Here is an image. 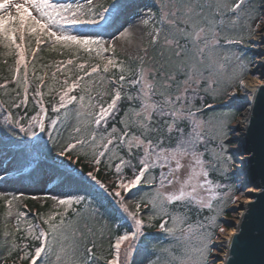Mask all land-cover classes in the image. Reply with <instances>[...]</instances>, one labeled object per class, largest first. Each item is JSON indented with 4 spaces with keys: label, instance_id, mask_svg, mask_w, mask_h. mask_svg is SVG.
<instances>
[{
    "label": "snow or ice",
    "instance_id": "snow-or-ice-1",
    "mask_svg": "<svg viewBox=\"0 0 264 264\" xmlns=\"http://www.w3.org/2000/svg\"><path fill=\"white\" fill-rule=\"evenodd\" d=\"M170 2L157 0L161 27L154 28L153 33L149 34L151 43L155 45L160 42L163 24L167 22L171 26L172 31L164 37V47L170 52L169 59L156 67H145V56L141 55V63L133 72L123 60L116 57L115 44L67 31L73 26H98L106 19L109 7L96 5L93 0H87V4H59L54 0H0V47L15 57L11 82L16 86L13 91L17 99L12 101V108H20L22 105L27 108L31 81L26 54L35 56L40 45L48 44L50 50L60 46L73 58L84 52L89 60L98 61L74 64V59H67L58 62L57 72H62L65 79L57 81L56 73H53L52 84H46L44 76H35L38 83L31 95L39 111L30 117H14L8 112L2 123L9 136L18 139L19 134L23 133L29 141H33L25 147L38 151L40 141L36 129H39V133H46L48 140L55 144L54 133L59 134L58 126L63 127L73 111L69 106L77 105L76 124L69 141L60 147L57 155L72 161L75 152L78 161L80 155L87 156L88 150H91V162L97 166V170L102 161L106 162L109 170L114 166L116 181L111 191L93 172L87 173L88 180L104 189L112 198L116 207L111 214L119 220L117 227L124 228L111 245L112 258L107 264H132L136 242L145 227L142 207L150 209L144 213L148 227L153 226V221L159 220V229L182 245L179 255H174L170 248L163 249L171 257L165 264H208L209 255L213 251L220 254L224 247L223 244L215 250L211 247L214 231L210 229L218 226L216 217L223 214L222 204L226 202L229 193L220 191L226 186L214 181L211 173L226 175L234 162L228 151L231 143L229 137L230 133L238 129H229V121L226 119H201L198 114L205 108L201 92L214 93L217 81L213 77L226 71L227 66L222 61L229 64L235 61L240 73L238 77H230L235 82L227 95L232 97L237 92L247 95L248 85L244 80L247 66L243 54L230 51L221 57L220 41L223 38L227 45L249 47L246 40L251 39L257 29L264 32L261 27L264 25V16L260 17L255 29L244 33L238 32L237 28L242 17L247 16L249 20L252 18L248 11L250 0H181L183 11L180 15H177L181 12L179 8L168 11ZM116 7L115 3L111 5L112 9ZM155 15L150 7L146 16L141 18L142 24L147 26L155 19ZM119 38L131 43L133 32L125 28ZM33 41L36 48L32 47ZM142 51L146 54L147 49ZM92 53H95V57ZM69 65L73 67H67ZM114 69L120 75L110 79L107 74ZM106 83L113 85L110 91L103 87ZM6 87V83L0 84V89ZM45 87L47 93L42 91ZM256 90V85H253V94ZM21 91L23 98H20ZM77 91L79 96L73 94ZM53 92L58 96V102L51 105V112L55 115L48 117L43 97ZM125 100L129 107L121 116L120 104ZM197 101L201 102L199 106ZM26 118L27 127L23 123ZM247 119V116L243 118L245 123ZM212 124L214 127L209 128ZM210 142H214L212 148H208ZM0 143L10 144L11 141L5 137ZM185 160L188 161L187 173L181 178L179 174L185 168ZM57 166L67 169L65 175L68 181L86 185L88 189L93 187L74 169L60 162H57ZM128 170L130 175L127 174ZM141 186L148 190L142 196L139 192H133ZM169 188L173 190H165ZM129 193L132 195L129 196ZM137 196L139 199H136ZM229 198L233 203L239 199ZM0 199H3L2 195ZM18 199L12 196L6 200L5 229L7 220L13 217L14 201ZM45 199L54 200L65 211H57L47 218L41 215L39 219L47 226L46 229L32 223L26 212L16 211L15 231L4 232L7 254L3 264H7L14 252L20 253L19 261H27L28 264H48V258L53 254L55 264H91L95 244L85 249L87 255L78 256L76 245L67 243L70 238L66 231L68 209L77 215L80 210L73 205H83L85 210L91 209L87 195L67 198L52 196ZM132 204L135 210L130 208ZM205 209L215 215L206 216L203 221L197 219L194 223L189 222L190 212L196 210L200 213ZM92 214L96 215L95 209H92ZM22 222L26 225L27 236H21L20 239L30 238L34 242L32 247L27 243H17V233L22 230ZM219 232L223 235L225 227L219 226ZM75 235L77 233L74 232ZM234 235L235 229L227 236L229 243L233 242ZM13 264H16L15 260ZM148 264H159V257L150 259Z\"/></svg>",
    "mask_w": 264,
    "mask_h": 264
},
{
    "label": "trees",
    "instance_id": "trees-1",
    "mask_svg": "<svg viewBox=\"0 0 264 264\" xmlns=\"http://www.w3.org/2000/svg\"><path fill=\"white\" fill-rule=\"evenodd\" d=\"M264 0H250L251 7H255L257 3H262ZM59 4H87V0L81 2H73V1H54ZM93 3L96 5L103 4L105 7L116 3L113 0H93ZM175 9L179 8L181 12H178L177 15H180L183 11L181 7V0H171V2ZM137 4L140 5L141 9L150 7L155 11V19L153 22L154 28H160V12L159 5L157 4V0H139ZM119 9L121 6L118 7ZM117 8V9H118ZM139 10V8L137 7ZM172 18L171 16L169 17ZM68 32L74 35L83 36V37H91L93 39H101V35L99 30H94L90 28L78 29L76 27H69L67 29ZM172 31L171 26L165 22L163 24V31L161 32L160 42L153 45L152 43L148 44L146 54L143 52L142 55L145 56L144 65L145 67H156L161 62H165L169 59L170 52L164 47V37L168 35V33ZM238 32L246 33L243 25H240L237 28ZM183 42V41H182ZM222 48L221 52L228 54L230 51H239L243 54V61L248 62L252 59V54L249 53L244 48V45H227L222 38L220 41ZM35 42L33 41L32 47L35 48ZM50 45L42 44L39 49L36 51L35 56L31 53L26 54V59L28 63V77L31 81L30 85V93L28 97L27 108L22 105L20 108H12V101L17 99L16 92L13 91L15 89V84L11 82V77L14 74L15 68V57L7 54V50L0 47V84H7L5 89H0V141H4L5 137L7 140H10L11 143H0V177H3L0 180V195L3 196V199H0V262L3 264V258L7 254V244L5 243L4 232L7 230L8 232L15 231V212L23 211L27 213V218L34 224H39L41 228L46 229V225L43 224L42 220L39 217L42 215L44 218H47L51 212V206L49 199H45L46 196L42 197L43 201L39 202L38 194H41L42 191L48 189L52 186L56 181H58L67 171L64 168L53 169L50 167H46L40 164V159H44L46 161H53L56 158L63 159L66 163V166H71L76 168L83 176H87L88 172H93L96 175L97 179H99L109 191L112 190L116 181V175L114 166L112 170H109L106 162L102 161L101 164L97 166L91 162V150H88V155H80L78 161L75 155V152L72 154V161H77L73 163L68 160L66 157H59L57 152L60 147L66 145V143L70 139V135L72 134L73 126L76 124L75 118V108L77 105H70L69 107L73 109V111L69 114L68 121L63 127L58 126V135L54 133L56 136V143L53 144L48 140V136L46 133H42L39 137L40 148L39 150H33L31 148L25 147L26 145H30L33 141H29L28 137L23 133L19 134V138L15 136H9L5 126L2 121L4 116L11 112L14 117L16 116H25L30 117L35 115L36 112L39 111V108L36 107L35 101L32 98L31 92L35 90V85L38 81L35 80V76H44L46 84H52V74L56 73V80L63 81L65 76L62 72H57V63L61 61H66L67 59H74V64L76 63H96V60H89L87 53L80 52L76 58H73L69 55L68 51L57 47L56 50H50ZM116 57L125 62V65L129 66L133 72L140 65L141 61L129 58L119 51H116ZM164 53L162 56L161 53ZM107 55V53L105 54ZM92 56L95 57V53H92ZM67 67H73L71 65ZM73 71L75 69L73 68ZM111 79L112 76L116 78L119 77L120 73L118 70H112L109 74H107ZM21 76H23V68H21ZM238 77L234 75L232 72H228L226 76L221 77H213L217 81L215 86V92L209 91L207 93L201 92V95L204 96V105L205 108L202 113H199V117L203 120H213L214 117L219 119H226L229 121L227 127L230 126L231 123L234 122L237 115L239 114V110L237 109V105L234 102L230 104H224L220 107H213L219 104L228 101V91H230V86L235 82L230 77ZM183 77H181L182 79ZM207 82L205 81L204 84ZM204 85H202L203 87ZM58 87V85H57ZM105 89L109 90L113 85L105 84L103 86ZM45 93L48 92V89L45 87L42 89ZM74 95L79 96L80 93L77 91L73 93ZM215 95V98H214ZM20 98H23V92L21 91ZM105 99H109V97H105ZM44 107L47 109L48 117H52L55 115L51 112V105L54 102H58V96L53 92L51 95H45L43 97ZM199 106L201 104L200 101L196 102ZM212 105V107H206V105ZM129 107L128 101H122L120 104V115L122 116L124 110ZM244 108V106H243ZM25 127H27V118L23 121ZM47 123V121H46ZM119 126V125H118ZM187 127V125H184ZM37 130V129H36ZM21 138L24 140H28L27 144H24L21 141ZM174 143V141H173ZM30 149V151H29ZM38 162L36 165L35 163ZM118 161H114L116 163ZM35 165V166H34ZM30 166V170L28 173L24 175L18 176L17 174L25 167ZM226 175H220L217 172H212V179L220 181H226L231 185L233 191L235 190V186L233 185L236 177L231 173V168H229ZM127 174L130 175V170H128ZM101 191V190H100ZM146 188L139 191V194L142 196L147 192ZM101 193V192H99ZM12 196L19 197L18 200L14 201L13 204V217L7 220V229H5V219L7 208L5 206L6 200L11 199ZM35 197V199H33ZM139 199V196H137ZM89 203L91 204V209L85 210L83 205H77V209L80 210L79 215L75 213H67L66 214V222H67V234L69 236V241L67 243H74L76 245V253L79 256L80 254L87 255L85 249L87 247H93V257L91 264H107V261L112 258V241L115 236L122 234L124 231L123 227H117L119 221L117 220L115 215H112V209L115 208V204L112 201V198L107 195V193H101L100 196L90 197L88 198ZM218 204L220 202H217ZM226 205L222 204V212L226 214ZM92 209L96 210V215L92 214ZM142 210L149 211V208H143ZM183 211V208H181ZM215 215V213L209 212L205 209L203 212L197 213L196 210H193L189 213L190 223H193L199 218H205L206 216ZM58 220L59 217L57 216ZM217 227L215 229H210V231H215L221 225V220L216 217ZM159 220L153 221V226L148 227L145 226L143 228V234L137 240L138 245L147 244L146 250L152 252L154 254L153 260L156 257H159V264H161V260L165 258L166 253L161 251L162 247L166 245L173 246L174 240L170 237H167L164 232L159 229ZM21 232L17 233V243L29 244L30 247L34 245V242L29 238L27 240H21V236H27L25 231L26 225L22 222L21 224ZM77 233V235L73 236V233ZM214 236V235H213ZM173 242V243H172ZM59 245H57L58 247ZM20 253L14 252L12 257L8 259L7 264H13V261H16V264H28L27 261H19L18 256ZM39 264V262H38ZM48 264H55V255L53 254L48 258Z\"/></svg>",
    "mask_w": 264,
    "mask_h": 264
},
{
    "label": "rangeland",
    "instance_id": "rangeland-1",
    "mask_svg": "<svg viewBox=\"0 0 264 264\" xmlns=\"http://www.w3.org/2000/svg\"><path fill=\"white\" fill-rule=\"evenodd\" d=\"M57 1V0H54ZM61 1H73V2H81L84 0H61ZM115 1L117 7L112 9L111 5L108 6L110 8V12L106 13V19L104 21H102L98 26H99V33L101 35L102 40L107 41L109 43H113L115 44V50L119 51L120 53H122L123 55L135 59V60H139V56H141L143 54L142 49H145L146 47H148V44L151 43V36L149 35L150 33H153L154 27H153V22H150L147 26L143 25L141 22V18L146 16V14L148 13V9L143 8L141 9L137 4V1L139 0H113ZM131 1H134L133 3H131ZM121 6V8L119 9L118 7ZM139 8L135 9V8ZM118 8V9H117ZM175 9L174 5L172 3H169V7H168V11L171 12ZM138 10V11H136ZM250 15H251V19L249 20V18L247 16L242 17L241 19V24L243 25V28L245 29V31H250L252 29L256 28V24L259 23L260 21V17L264 16V1L262 4L257 3V5H255V7H249L248 9ZM245 20H248V23H245ZM83 26H78V29L82 30ZM262 28H264V25L261 26ZM125 28H129L131 29V31L133 32V39L132 42L129 43L123 39H120V33L125 29ZM264 32H261V30L257 29L254 34L252 35L251 39L249 41H247L246 43L249 44L250 46L248 47L249 53L252 54V59L251 61H248L247 63H245V65L247 66V70L246 73L244 75V80L247 81L248 79L252 78L253 76H255V79H253L258 85L261 84L263 82V77H262V68L259 66V62L264 58ZM225 55V53L220 51V56L223 57ZM223 63L226 64V71L219 75L218 77L221 76H226L227 75V70L228 72H232L234 75L239 76L240 73V68L237 66L236 62L233 61L231 64H229L227 61H222ZM205 75L207 76V72L205 73ZM207 82V81H206ZM248 95V94H247ZM243 93H237L235 96H237L235 99L238 100L239 98H244L245 96ZM247 107L242 108L241 110H239V114L236 117L235 122H233L228 128L229 129H238V131L234 132V133H230V137L229 139L231 140V143L229 144L228 147V151L229 153L232 155L233 157V170H238V169H244L245 168V158L244 156L246 155L248 157L247 154H242L240 153V148H241V143L243 142L245 136L243 132V130L241 129V125H242V121L243 118L245 117L247 110ZM202 119V118H201ZM205 121H210V120H205ZM209 128L214 127V124L209 125ZM240 127V129H239ZM21 141H23L24 144H27L28 140H24L22 139ZM213 143L214 142H210L208 144V148H212L213 147ZM30 151V149H29ZM207 158V156H206ZM57 162H60L63 165H66L64 160H59V159H55L53 161V163L51 162L50 164H45L44 162H41L44 166H50L53 169L57 168ZM185 164V168L181 170L180 172V177L183 178L186 173H187V164L188 161L185 160L183 162ZM247 163V162H246ZM231 167V166H230ZM69 169H74L77 173H79L80 176H82L84 178L85 181H87L89 184H93V182L88 180L87 176H83L76 168H73L71 166H68ZM27 169V168H26ZM230 171V169H229ZM131 174V172H130ZM239 173H237L236 179L233 182V185L235 187V190L233 191V189L231 188V185L226 182V181H220V183L222 185H225L226 187H223L220 191L222 192H227L229 193V197H239V199L233 203L232 200L229 197H226L225 200L226 202H224L223 204H225L227 207L226 209L230 212V216H223V215H219L218 219L221 220V222L224 221V226L226 229V232L222 235V237H226L228 236V234L235 229V226H228L227 223L230 221H233L234 223H236L238 221V218L240 216V214H242L241 212L243 210L241 209H245L246 208V200H250L252 194L254 193L253 191H257V189L250 187L247 189H242L243 185H244V180L243 178L241 179V176ZM212 178V177H211ZM218 181V180H215ZM219 182V181H218ZM242 183V185H241ZM178 187V186H177ZM145 187L141 186L140 189H136L133 190V192H139L140 190L144 189ZM250 189H254L252 191H250ZM101 190V191H100ZM166 191H171L173 190L172 188L169 189H165ZM106 193L104 191V189H101L98 185H94L91 189H88L86 187V185H81L75 181H68L66 179V175L64 174L61 179H59L56 183H54L52 186H50L48 189H45L44 191H42L41 194H38V200L39 202L43 201L44 196L46 197H52V196H56V197H60V198H67L69 196H76V195H87V198L90 197H97L100 196L101 193ZM99 193V195H97ZM132 193H129V196H131ZM127 199V198H126ZM137 199V197H136ZM50 202V206L52 209V212L50 215H52L53 213L59 211V212H64L65 209L63 207H58L56 202L52 199H49ZM246 204V205H245ZM73 207H77V205H73ZM130 208L132 210L134 209V204L130 205ZM67 213H73V211L71 209H68ZM141 213H142V219H144L145 221V226H147V216L144 215V213H147V211L142 210L141 209ZM117 218V217H116ZM118 220V219H117ZM199 220L203 221L204 218H199ZM229 220V221H228ZM195 222V221H194ZM193 222V223H194ZM179 235V233H178ZM220 232L218 233V237L220 236ZM217 241V239H216ZM173 243V242H172ZM212 243V242H211ZM137 247L136 250L133 254L132 257V264H148L149 260L153 258L154 254L148 250H146V245L147 244H140L138 245V243L136 242ZM182 245L177 242L174 241L173 246H169L166 245L165 247H162L160 250L163 251V249L165 248H170L171 252L174 255H179L180 254V249H181ZM213 248V247H212ZM214 249V248H213ZM224 250L222 248L221 252L222 253ZM165 258H163L161 260V264H165L166 261H169L171 259V257L168 255L167 252ZM210 257V264H213V261L216 260H212L211 256ZM219 263L218 261H216V264ZM0 264H2V262H0Z\"/></svg>",
    "mask_w": 264,
    "mask_h": 264
},
{
    "label": "water",
    "instance_id": "water-1",
    "mask_svg": "<svg viewBox=\"0 0 264 264\" xmlns=\"http://www.w3.org/2000/svg\"><path fill=\"white\" fill-rule=\"evenodd\" d=\"M261 68L264 80V62ZM231 102L237 105L238 110L250 106L245 138L240 148V153L249 156V165L239 174L245 176L243 190L254 187L257 191L246 205L239 230L230 244L226 264H264V83L257 87L252 101L239 98Z\"/></svg>",
    "mask_w": 264,
    "mask_h": 264
},
{
    "label": "bare ground",
    "instance_id": "bare-ground-1",
    "mask_svg": "<svg viewBox=\"0 0 264 264\" xmlns=\"http://www.w3.org/2000/svg\"><path fill=\"white\" fill-rule=\"evenodd\" d=\"M134 1H131V3H133ZM263 3V2H262ZM261 3V4H262ZM135 9H137V8H135ZM136 11H138V10H136ZM263 39H264V37H263ZM263 62H264V58L259 62V66L260 67H262V65H263ZM246 82V84L248 85V88H247V96H245V99H248V100H250V101H252V94H253V91H252V86L253 85H256V87H258V84L252 79V78H250V79H248L247 81H245ZM246 110H247V113H246V115L245 116H247V118H249V115H250V106L248 105L247 106V108H246ZM247 121H248V119H247ZM245 125H246V123L244 122V120L242 121V125L240 126L242 129L245 127ZM244 158H245V160L246 161H248L249 160V156L247 157L246 155L244 156ZM254 192V191H253ZM247 202H246V204L249 202V200H246ZM245 204V205H246ZM241 210H243L242 212H244L245 210L244 209H241ZM241 212V213H242ZM242 216V215H241ZM241 216H240V219H241ZM239 219V218H238ZM234 230V229H233ZM233 230L230 232V233H232L233 232ZM236 231V230H235ZM222 242H223V244H224V246H226L227 247V245L229 244V241H228V239L226 238V239H224V240H222ZM222 255V254H221ZM222 256H224V255H222ZM221 261V260H220ZM220 264V263H219Z\"/></svg>",
    "mask_w": 264,
    "mask_h": 264
}]
</instances>
